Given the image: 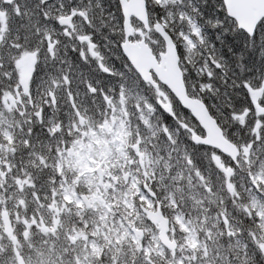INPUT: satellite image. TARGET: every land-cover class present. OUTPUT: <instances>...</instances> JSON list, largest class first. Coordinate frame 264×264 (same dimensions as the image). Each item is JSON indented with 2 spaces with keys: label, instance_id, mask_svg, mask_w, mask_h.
<instances>
[{
  "label": "flooded vegetation",
  "instance_id": "1",
  "mask_svg": "<svg viewBox=\"0 0 264 264\" xmlns=\"http://www.w3.org/2000/svg\"><path fill=\"white\" fill-rule=\"evenodd\" d=\"M42 1L41 7L46 6L47 11L60 8L61 3L63 4V0ZM78 15L74 11L72 13L68 12V16H72V21L68 25L70 29H63L65 37L71 38V34L74 36L71 31V25ZM86 32L88 33L89 31L86 30ZM95 36V43L90 40L92 37L91 34L83 36L82 38L80 36L79 40L74 41L65 40L59 42L54 40L42 43L45 47L38 46L37 50L33 52L32 61L28 69L34 71L37 75L41 74L46 69L45 63L53 59L54 62L59 60V63L64 61L65 71L70 73V65L78 63V53H83V45L85 56L91 59V64H99V68L97 66L95 68L96 70L103 71L105 81L98 79L97 71L94 72V68L81 62L77 74L72 76L65 73L70 92L66 94L64 92L63 95L61 89L57 94L47 92V99L41 95V89L35 87L33 93L36 94V97L31 95V98H29L25 90L20 91L19 89L15 98L12 99L23 110L20 114H24L23 118L25 121H30L31 124L36 125L32 126L33 128L38 130L51 128L48 136L44 137L45 135L41 136L38 134L35 137L36 143L32 144V148L24 149L25 155H29L30 150H32L31 157L28 159L29 165L27 168L24 165H20L15 170L17 176L26 178L21 183L17 181L19 190L31 193V208L35 207L33 213L31 211L30 223L32 229L30 231H32V234L30 235L33 240L42 239L48 241L46 258L50 264H166L167 260L165 255L158 257L152 248L147 247L146 242L143 245L151 254L149 252L148 255H142L140 251L136 250L137 247H134L139 241H145V225H148L157 232L156 228L147 222L146 211L165 212V209L159 204V197L155 196L153 199L150 198L145 190V185L140 184L144 178L141 177L140 173L136 172V168L144 166L142 159L149 154L141 146V141L137 139L135 142L132 139L127 142L126 146L123 143L124 148L122 147V143L117 148L118 152H124L129 156V160H126L128 164L125 165L126 169H128L127 174L122 176V178L124 179L128 176L131 178L134 177L136 186L141 190V195H144L149 201L147 204L146 202L138 201L137 195H131V209L126 208L119 201H117L116 207H113V211L112 207L106 205L109 201L108 198L114 201L119 189L124 187L120 183L122 180L120 181L116 176L120 171L113 170L111 165L114 163L119 165V162L112 157L114 141H112V144L107 145L108 147L105 148L103 155L100 153L94 155L89 154L81 161L76 159L83 151L80 148L76 150L75 145L80 141L81 138L79 137L85 134L84 130L87 126L85 123L88 121L97 128L100 122L106 121L103 124L104 129L107 126V120L105 118L97 115L95 116V120H92V116L87 115L91 109L100 108L109 110L113 114L119 108L124 109L125 107L126 111L128 108L131 109L134 106V94L129 89L132 88L133 81H129V73L125 74L124 63H117V57L109 52L104 61L110 68L103 66V58L97 56L100 54L98 48L101 44V33L96 30ZM53 46L58 47L54 53L51 51ZM36 59L40 60V62H37ZM117 66L120 68L121 78L114 76L112 72L116 71ZM84 75L90 81L97 79V82L89 90L84 85L72 83V81L76 82L77 79L82 80ZM14 77H17L16 73ZM125 78L128 80L126 83ZM71 79L74 80L70 82ZM60 86L61 84L58 87ZM72 89L75 91L72 92ZM159 90L156 89L154 93L159 95L163 102L168 103ZM262 92H264V84L262 86ZM52 96L58 97L62 105L60 106L57 100H54L53 104L52 101L48 103ZM141 96L149 104L154 100L157 105V101L159 100H155L154 98L152 100L149 99L150 95L146 93H142ZM169 98L171 101L173 100L170 95ZM254 109L255 113L253 115L249 114L250 111H245V114L242 116L243 122L245 123L241 126L240 136L244 139V142L249 140L248 135L252 125H254L253 133L257 139L259 140V137H261L264 140V103L262 102L256 105ZM34 112H36L35 116ZM56 112H60L58 116L54 115ZM56 117H59L60 120H57ZM109 118L111 124H113L112 117ZM19 131L21 133V130ZM89 135V139H94L92 132H89ZM166 136L170 137L165 132L164 137ZM94 147L98 150L96 144H94ZM173 150L178 154L181 153L180 136L176 137L175 143L166 145L165 157L171 154ZM92 161L95 164L98 163L95 167L96 169L98 167L102 168V174L101 179H98V176L96 178L95 174V187L94 189H88L84 181L86 176L85 167L93 166ZM51 171L53 172L48 180V184H46L49 188V191H46V199H43L38 204V201L33 197L35 193L34 179ZM140 172L144 175L145 171L140 170ZM123 183L126 184L127 182L123 181ZM133 189H130V193ZM41 191L45 192V190ZM111 192H117V194L108 195ZM40 205L42 206L41 208L39 207ZM38 208L45 211L39 213ZM104 211L106 216L103 219L102 214ZM5 212L8 224H0V240L4 243L3 246H8L10 244L9 241H16L17 244V241L22 238L21 234L14 232L18 229L16 227L18 224L17 217L14 219L15 212L12 210L5 209ZM131 218H133V221L130 223L132 228L128 232L129 235L118 238L119 241L115 243L114 248L104 246L102 241L103 236L118 237L117 231L119 230L117 224H127ZM133 228L142 232L139 237H134L132 234ZM38 230H41V232H38ZM28 235L29 230H26L25 237ZM244 244L243 240H235L233 245L238 249V246ZM138 249H140L139 246ZM164 252L167 253L166 251ZM13 254L17 255L16 252ZM177 256L178 253L172 256L169 255V258L174 259ZM177 264L182 263L177 262Z\"/></svg>",
  "mask_w": 264,
  "mask_h": 264
},
{
  "label": "rangeland",
  "instance_id": "2",
  "mask_svg": "<svg viewBox=\"0 0 264 264\" xmlns=\"http://www.w3.org/2000/svg\"><path fill=\"white\" fill-rule=\"evenodd\" d=\"M114 1L115 0H63V4L61 3L60 8L51 9L49 11L46 10V6L44 7L45 13H38L37 15L28 12L25 7V1L24 0H18L17 4L12 7V10L14 11V14H16V19L20 20V32L17 31V28L11 33L13 34V37L11 38V43L8 44V47H10V50H8V54H0V60L5 61L4 64H8L7 67L10 73L13 74L16 73L17 77L12 79V82L15 83V86H18V88L22 87V83H25V81L29 78L28 73L29 69L27 68L28 62L31 63L32 56H29L28 51H26L25 47L27 45L31 44H42V42L46 39H51L48 37V33H53L59 31L56 23L59 18L68 16V12L72 13L73 11L75 13H78L79 15L74 20V23L71 25L72 30L75 29V31H80L77 33L78 39L79 37L82 38L83 36H86V27L88 25L95 27L97 30L101 32H107L110 31L109 36H114V38H117L119 40L118 43H120L123 39L122 36V27H121V19H120V13L114 8ZM149 5L151 6L150 9V17L152 20H157L160 23H162L172 34L174 37V40L177 44L178 53L180 56V62L184 69V72L186 73V85L188 87L189 92L193 96H198L211 110L212 115H214L222 124L226 126V129L230 136H228L232 141H234L236 144L240 146L241 149L244 150V154L248 152L249 158H251V155L254 154L256 151H259L258 147L259 144H263L264 140L263 138L259 137V141L256 137V135L251 136V140L248 142H244V139L239 136L241 131V126L244 125L245 122L238 123V117L242 112L243 108H239V112H235L234 104H236V101L233 100L229 96L226 90L225 81L223 80L220 85L216 83L213 79L212 73H214V68L212 66L216 65V62L214 60V64L212 65L211 61L213 59V52L215 50V42L218 43L223 41V38L226 37V39L233 34V31L235 32V25L230 20L226 18V16L222 15L220 11L224 12V9L221 4L218 3L217 0H201L204 4L205 8L208 9V4L210 3L212 12L207 11V13L203 12L201 8L192 7L191 0H170L169 3H167V7L172 6L177 8L178 11V19H181V22L184 20L186 16V10L187 8L191 14H194L197 18L201 20V27H207V30L204 31V35L201 38L200 35H198L197 31H202L200 27L192 24L191 30L194 34L191 35L190 31H185L183 26L179 25H172V23L175 22L174 18L172 17V14L170 15L169 12H165L162 9V2L161 0H147ZM183 1V4H182ZM43 3V1H41ZM36 5L39 6V3ZM165 5V4H164ZM64 6V7H63ZM176 12V10H174ZM199 13V15H197ZM4 14V11L2 8H0V19L2 18ZM6 15L9 14V12H5ZM156 16V17H155ZM169 17V19L166 18ZM174 16V14H173ZM40 19V21L38 20ZM203 21V22H202ZM134 29L136 32H143V37L146 40V42L150 45V47L153 48L154 51L163 52V44L161 40L152 32H145L141 25H138L137 23L133 24ZM70 29V27H69ZM225 29V30H224ZM19 33H21V38L19 37ZM113 34V35H112ZM254 39L257 40L258 44L262 46V42H264V29L261 27H258L255 33ZM71 37L72 34L70 35ZM69 38V37H68ZM70 39V38H69ZM138 40L139 37L135 36L133 40ZM207 39L210 41V45L207 43ZM243 43H245L244 39H242ZM1 43V38H0ZM21 43V44H20ZM26 45V46H25ZM264 45V44H263ZM211 46V47H210ZM202 48L204 50H202ZM110 49V48H108ZM13 50H24V52L16 53ZM206 50H210V54L204 55L203 52ZM114 55L117 57L116 60H120V54L119 52H115V46L112 47V51ZM10 53V54H9ZM31 59V60H29ZM27 60L26 63L24 61ZM211 62V63H210ZM126 71L129 74V77L133 79V87L134 90L138 89V85H140L136 75L134 74L133 70L130 69V67L126 68ZM259 81V84L261 85V88H253L254 85H251V91H255L256 95L252 94L250 92L251 99L258 100V99H264V93L262 92V86L264 84V74L257 78ZM253 81L248 78H246V82ZM10 95H8L7 99L12 101V98L15 97V94L13 93L14 89L13 86L10 87ZM17 89V87H14ZM9 89V88H8ZM151 97H153L155 100L159 99L158 95L156 93H149ZM162 96L166 99V101L171 105V107L174 109V112L179 114L181 119L178 126L184 130L183 137H185V146L186 148H192L188 135L185 133H199L197 132L196 126L194 122L188 118V115L186 116L185 113H182L180 108L177 106V104L171 100H169V97L167 96V92L164 90H161ZM143 98L139 97V94H134V106L131 109H127L125 111L124 109L119 108L113 115L112 119L114 121L113 124L110 123V118H107V126L104 129L103 124L106 121H102L96 126H93L90 122L87 121V126L85 128V134L80 136V141L75 145L76 150L79 148L82 149V153L76 158L78 161H81L85 159V157L89 154L94 155L97 153L104 154V148L102 146L106 144H112V141H114L113 145V152L112 157L116 159L119 162V165L111 164L112 169L115 171H120V173L116 174L118 179L121 181L122 176L127 172V169L125 167L126 160H129V156L126 155L124 152H118L117 148L119 147V143L124 140L133 139L134 137L131 135V132H136V127L130 126L132 123H134L135 126L139 127V122L143 123L145 127H149L151 131L155 132L156 129L159 130V125H155L154 119L159 120L162 116V113L155 109L153 105V102L151 104L149 103H140ZM152 100V99H151ZM238 102L239 99L237 100ZM230 120V122L233 124V126L228 129L226 125V121ZM88 119V118H87ZM92 120H95V118H92ZM1 122L4 124L7 123L5 119H3ZM164 122V120H162ZM161 122V123H162ZM151 124V125H150ZM165 126L168 127L164 123ZM177 125V124H176ZM240 125V126H239ZM166 129L163 128V131ZM253 130V129H252ZM8 129L4 128L0 131V136L2 138V142L0 143V159L2 161V165H0V200L1 197L4 199L5 192H8L9 199L11 201H16L18 199H15V191L17 185V181L19 183L26 180V178L17 176V173L15 170L20 166L24 165L27 167L28 159L29 158H19L20 156H14V154H17L19 151L22 150L23 147H25V143L19 139V130L14 132V138L8 133ZM89 132H92L94 135V139H89ZM171 141V140H170ZM83 142V145H82ZM173 142V141H171ZM20 146H16L19 145ZM94 144H96L98 150H96V147H94ZM21 148L17 152V150ZM12 148H16V152L11 151ZM13 152V153H12ZM210 157L213 158L214 163L216 162H223V159L218 155V157L213 153L209 152ZM29 155H31V152H29ZM149 155V154H148ZM146 155L142 159V163L144 166L137 167L136 172L140 173L141 177L146 179V176H149L152 172L149 166V156ZM65 156V155H64ZM22 160V161H20ZM67 160V159H66ZM106 162V160H104ZM127 163V162H126ZM213 163V164H214ZM98 163L95 164L94 161H92L93 166H87L85 167L86 176H85V185L88 189H94L95 184V167ZM11 169V172L9 171ZM144 169V170H143ZM140 170L145 171L144 175L140 172ZM263 169L260 168V172H255L253 179L256 181V183H262L264 184V173L262 172ZM11 173L12 177H6L7 173ZM207 176L202 177L200 175H196V184L198 189L202 187L196 195L197 191H189L190 195L188 196L189 200L194 202L193 206L190 208L193 209L194 205V211L188 216L189 219L193 220V223H195L196 232L200 236V244L198 245L193 237L194 231L190 230L184 223L181 222L180 217L177 216L175 212V206L171 203L172 200L167 197V195H163L161 198H159L160 204L162 208L165 209V214L170 216L172 219V226L170 227L169 235L172 239L176 240L178 243V256L174 259L169 258V254L165 253L162 247L159 245L157 240V232H155L151 227L148 225H145L146 231V237L145 241H139L135 244L134 247H137L136 250L140 251L142 255H148L149 250L146 249V247L143 245L144 242H146L148 248H152L154 250V253L159 256L165 255V258L167 260L166 264H191V260L195 255V259L193 260L192 264H214V257H213V250L212 248H206V243L209 245L211 242V237L213 238L215 234L212 235L213 228L214 231H221L222 233H217V236H221L223 238L229 239V242L234 239V237H241L244 241V245L238 246V251H242L244 249L248 250L250 249L249 242L245 239L241 233L234 232L231 227L228 226H222L218 227L217 224H214V221L210 219V216L207 215L204 218L200 217V213L206 209L204 207L205 204L212 201V194H208L204 192L203 188H209L212 184V178L213 173L208 172L206 173ZM15 179V180H13ZM16 181V182H15ZM6 182H8L7 185H13L14 189H10V191H5L4 188H6ZM124 185L121 189H119V192H111L108 193V195H116L117 197L115 200L119 201L122 205H124L126 208L131 209V203L130 198L131 195H137L138 201L146 202L147 204L149 201L144 195H141V190L139 187L135 184V178H130V180L124 184L123 182H120ZM134 186V189H133ZM125 189V190H124ZM130 189H133V191L130 193ZM122 196H120V194ZM62 194L65 195V193L62 192ZM260 197H256L254 194H247L244 197V200L248 198L250 200V206L247 208H244L245 210L252 212L254 214H251L255 216L256 220V226L259 231L256 233H253L252 236L254 238V251L256 249L260 251V249L264 252V189L260 190L258 193ZM198 196V199H197ZM114 200V202H115ZM188 202V201H187ZM189 203V202H188ZM108 207L112 206V203L108 201L106 203ZM0 212L2 210V206H0ZM17 210V206H15ZM135 212V211H134ZM173 212V213H172ZM219 212H223L221 209ZM15 215L17 213L15 212ZM106 216L105 211L102 214V218ZM114 218L116 216L113 215ZM194 218V219H193ZM121 219V218H120ZM203 220V221H202ZM133 221V218L124 225V227L120 228L117 236H103V245L107 248H114L115 243L119 241L118 238L127 236L128 229L131 226V222ZM202 223L208 225L210 228L206 226V229L203 228ZM19 224H21L19 222ZM27 238H30L27 237ZM209 238V239H208ZM206 242V243H205ZM40 246V243L38 244ZM138 246L140 249H138ZM249 246V247H248ZM18 247H22V245H19ZM260 248V249H259ZM37 252L32 253L29 252L26 255H23V261L24 264H50L47 261V253L48 248L40 249L36 248ZM151 253V252H150ZM203 253V254H202ZM168 254V255H167ZM206 255L208 258V261L205 262V259L203 256ZM38 256V260H37ZM242 256V254H241ZM240 256V259H241ZM152 257V256H151ZM203 258V259H202ZM262 258L264 259V256H260V260L262 261ZM6 259H11L13 264H17L15 260V255L12 257L9 255V253H6ZM3 261L4 257H3ZM260 264H264L261 263Z\"/></svg>",
  "mask_w": 264,
  "mask_h": 264
},
{
  "label": "water",
  "instance_id": "3",
  "mask_svg": "<svg viewBox=\"0 0 264 264\" xmlns=\"http://www.w3.org/2000/svg\"><path fill=\"white\" fill-rule=\"evenodd\" d=\"M222 2L227 16L234 20L237 28L243 30L248 36H252L257 24L261 20H264V0H222ZM120 6L123 15V28L125 34V40L121 44V49L128 62L143 81L156 86L150 73L153 71L157 80L167 86L180 104L191 113L193 118H195L205 132L204 138H199L197 136L193 137L195 143H201L205 146L214 148L235 162L238 156L237 147L225 139L222 130L217 125L216 120L210 116L205 105L187 96L182 79V72L179 68L177 49L165 29L158 23L153 25L154 31L160 36L164 43L165 51L160 55L159 62L144 40L136 43L128 41L133 31L130 22L131 17L141 22L145 30L149 28L145 0H121ZM66 21L67 20L64 22ZM230 171L231 170H224V173L228 175ZM148 218H150L151 221L154 220L151 219L153 218L151 216H148ZM161 223L162 229H164L165 223ZM165 229L161 231L160 239L161 242L166 245L167 238L165 236Z\"/></svg>",
  "mask_w": 264,
  "mask_h": 264
},
{
  "label": "trees",
  "instance_id": "4",
  "mask_svg": "<svg viewBox=\"0 0 264 264\" xmlns=\"http://www.w3.org/2000/svg\"><path fill=\"white\" fill-rule=\"evenodd\" d=\"M186 1V0H185ZM219 4H221V0H217ZM192 7L196 9V7L201 8V10L205 13L207 11L212 12V8L210 3L208 4V9L205 8L204 4L201 0H191ZM183 4V1H182ZM151 7L149 6V10ZM186 16L184 20L181 22V19H178V16L175 15L173 18L175 20L172 25H179L183 26L185 31H190L191 33V25L195 24L198 27L201 28L202 31H200L202 34H204V31L207 30V27H201V20L197 18L194 14H191V12L185 8ZM197 10V9H196ZM220 13L224 16V12L220 11ZM199 15V13L197 14ZM156 17V16H155ZM203 22V21H202ZM232 22V21H231ZM233 23V22H232ZM234 25V24H233ZM261 28L264 29L263 23H260L259 25ZM233 34H231L227 39L226 37L223 38V41L218 43L215 42L216 48L213 52V59L211 62L214 63V60L216 62V65L214 66V80L220 85V83L224 80L225 82L228 81L229 84H231V93L232 95L235 94V92L239 93L241 89V78H243V74H250L252 75L255 72V68H258V70L262 69L264 66V42H262V46H260L257 42V40L253 38H248L244 35L243 32L234 29ZM208 31V30H207ZM192 35V33H191ZM242 39H244L245 43H243ZM227 42V43H226ZM228 46H227V45ZM227 49H230L229 51H226ZM202 50H204L202 48ZM203 54L208 55L210 54V50L206 52V50L203 52ZM222 59H228L230 61V64L225 65ZM259 61V62H258ZM210 62V63H211ZM261 66V67H260ZM238 68V72L235 75V78L233 79V76H231V70L232 68ZM260 67V69H259ZM246 68L250 69V71H247ZM264 71V70H263ZM226 85V84H224ZM229 89V88H228ZM20 112L17 110H14V115L19 114ZM42 132L43 129L39 130H31L30 132ZM205 158V157H204ZM205 160L202 157L201 152L199 153V160L194 161L193 160V166L196 167L198 170H201V167ZM214 183L211 186V189L213 190L215 194L214 202L216 203L213 206V216H215L218 220V227H222V223L220 220V212L219 210H222L223 204L226 206H229V203L235 202L237 198L232 195H228L226 190L223 187L222 182V175L221 173L214 168ZM236 195L240 196V190L239 187H236L235 189ZM241 197V196H240ZM222 203L221 207L218 205V203ZM234 209H238V206ZM211 211V209H209ZM208 212H201L200 215L207 216ZM210 216V215H209ZM219 233H222L219 231ZM223 257V256H222ZM220 264H224L223 260H219Z\"/></svg>",
  "mask_w": 264,
  "mask_h": 264
}]
</instances>
